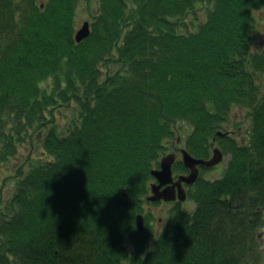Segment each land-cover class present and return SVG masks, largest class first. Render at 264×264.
<instances>
[{"label": "trees", "instance_id": "obj_1", "mask_svg": "<svg viewBox=\"0 0 264 264\" xmlns=\"http://www.w3.org/2000/svg\"><path fill=\"white\" fill-rule=\"evenodd\" d=\"M77 1L0 0V167L32 130L51 157L0 208V264H264V0H99L81 42ZM206 2V20L180 31ZM62 106L77 112L60 132ZM235 106L249 110L241 142L224 127ZM180 122L195 157L217 140L231 159L157 232L152 170Z\"/></svg>", "mask_w": 264, "mask_h": 264}, {"label": "rangeland", "instance_id": "obj_2", "mask_svg": "<svg viewBox=\"0 0 264 264\" xmlns=\"http://www.w3.org/2000/svg\"><path fill=\"white\" fill-rule=\"evenodd\" d=\"M44 1V0H43ZM212 6L210 2L199 4V9L196 14L188 15L183 21L182 25L179 27L180 31L189 32L197 29V26L204 22L207 18L208 8ZM99 10V0H78L76 5V28L77 30L82 27L85 21H92V16L97 14ZM260 23V33L256 37L254 44V49L264 48V10H257L255 12ZM51 80L45 83L47 87H51ZM258 81L262 90L264 91V76L258 77ZM76 106V104H74ZM74 106H62L58 108L55 113V123L58 126L60 132L67 130L68 124L73 119L75 113ZM250 125L249 110L235 106L232 109L230 121L225 124V129L229 130L232 135L239 141H245L248 138V128ZM176 136L177 138L172 141H167V149L165 155L174 152L176 154V161L182 160L181 148L185 147V138L191 131V126L187 123L176 124ZM44 130H32L31 137L27 141L20 145L18 153L11 157L7 162L3 163L0 167V208L3 204L12 196L14 193L18 181L32 166L33 162H38L40 160H49L50 156L47 155L42 146V136ZM213 147H221L216 141H212ZM213 154V153H212ZM231 155L224 152L223 160L217 165L209 168L202 169L200 176L205 179H216L222 177ZM176 163V162H175ZM20 168H23L22 174L19 175ZM188 173V172H187ZM175 176L179 174H186L183 172H174ZM156 179L151 181L155 182ZM190 186H186L187 191H189ZM177 202L181 203V207L193 211L196 207V203L189 198V195L185 201H174V202H159L146 203L145 211L147 213L151 212L154 216L152 219L153 226L156 231L159 232L163 229L165 224L171 219L172 208Z\"/></svg>", "mask_w": 264, "mask_h": 264}, {"label": "water", "instance_id": "obj_3", "mask_svg": "<svg viewBox=\"0 0 264 264\" xmlns=\"http://www.w3.org/2000/svg\"><path fill=\"white\" fill-rule=\"evenodd\" d=\"M91 33V25L89 21H85L80 29L77 30L75 38L77 42H81ZM222 134V132H219ZM182 161L189 169L186 174H179L176 178L174 175V164L176 162V154L169 153L162 157L160 167L152 170V174L156 181L151 183V193L148 199L152 202L157 201H185L188 197L186 185H193L200 176V166L213 167L223 160L224 152L219 147H214L213 155L208 158H198L191 154L186 148H181ZM137 227L140 231L144 230L145 218L143 214H139L136 219ZM262 235V234H261ZM264 244V240L262 241Z\"/></svg>", "mask_w": 264, "mask_h": 264}, {"label": "clouds", "instance_id": "obj_4", "mask_svg": "<svg viewBox=\"0 0 264 264\" xmlns=\"http://www.w3.org/2000/svg\"><path fill=\"white\" fill-rule=\"evenodd\" d=\"M38 87H41V89L43 90V85L38 83Z\"/></svg>", "mask_w": 264, "mask_h": 264}, {"label": "flooded vegetation", "instance_id": "obj_5", "mask_svg": "<svg viewBox=\"0 0 264 264\" xmlns=\"http://www.w3.org/2000/svg\"><path fill=\"white\" fill-rule=\"evenodd\" d=\"M201 169H202V166H200V171H201ZM185 186H187V185H185ZM177 201V200H176ZM161 202H165V201H161Z\"/></svg>", "mask_w": 264, "mask_h": 264}]
</instances>
